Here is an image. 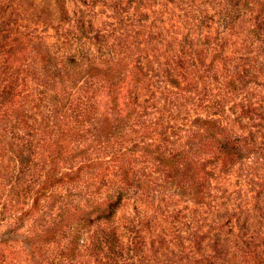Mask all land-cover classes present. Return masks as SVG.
<instances>
[{
	"label": "rangeland",
	"instance_id": "obj_1",
	"mask_svg": "<svg viewBox=\"0 0 264 264\" xmlns=\"http://www.w3.org/2000/svg\"><path fill=\"white\" fill-rule=\"evenodd\" d=\"M21 34L31 42L12 66L8 45ZM109 60L125 72L144 68L131 108L147 126L172 127L147 150L134 133L127 138L130 183L111 159L124 148L81 129L100 118L89 69ZM201 117L218 123L220 139L239 136L244 158L224 167ZM176 149L213 173L202 196L158 165L154 152ZM56 162L61 174L83 169L71 200L120 192L123 202L100 227L82 229V216L70 215L39 245L9 226ZM61 195L45 211L56 212ZM76 227L79 250L69 251ZM110 234L121 251L97 249ZM0 239L14 243L8 264H264V0H0Z\"/></svg>",
	"mask_w": 264,
	"mask_h": 264
},
{
	"label": "trees",
	"instance_id": "obj_2",
	"mask_svg": "<svg viewBox=\"0 0 264 264\" xmlns=\"http://www.w3.org/2000/svg\"><path fill=\"white\" fill-rule=\"evenodd\" d=\"M27 42L30 43V39L21 34L14 38L13 42L8 45L9 49L7 54L9 65L14 66L15 63L18 62L16 57L27 49ZM71 63H76V60L72 59ZM118 66L120 67L121 65L111 60L99 63L95 62L91 65L89 71L91 72V70H94L97 80L96 95L98 96V101H96V106H98L100 118L98 119L99 122L95 123L96 125L91 126L92 128L83 125L81 129L85 133L83 135L84 137L88 133H93L94 136L99 139L107 138V140L112 141L114 145L124 148V151H113V157L111 159L114 162L116 161L115 163H117L118 168L121 170L125 183H130L132 182V170L126 165L125 159L127 153L131 152L132 149H130L126 143L128 141L127 138L134 133L138 140H144H137L138 142L148 145L145 149L147 150L152 144L151 142L159 141V144L167 142L170 137L169 129L172 127H164L158 122L159 120H156V122L153 123L154 125L150 124L148 126L145 121H142L145 117L144 114L131 108L135 105L132 97V88L138 86L142 80H144L145 70L143 67L135 65L131 69H126L128 72H125V69H121ZM53 86L56 91L61 87L60 83H56ZM65 94L66 93L60 94V92H57L55 97L56 99L60 97V99L63 100L66 97ZM8 95H10V97L14 96L12 88L4 90L3 98H6ZM84 115L88 114L85 113ZM195 121L198 129L203 130L204 133L210 134L212 139L218 141L220 144L217 158L222 160L224 167L233 165L244 158L246 150L248 149H245L239 136H230L220 139L218 136H225L224 130L216 121L202 117L197 118ZM104 122L106 123L103 124ZM134 126L139 127L135 128ZM125 144L128 147H123ZM21 152L25 153V150L23 149ZM154 153L156 154L155 159L158 165L164 167L171 178L179 180L182 184V188L187 194L195 197L202 196V188L204 187L202 181L205 180L207 175L212 177V172L206 173L207 171L205 168L194 170L196 165L193 160L184 157L182 151L179 149L170 150L169 153H160L159 151ZM21 158L22 161H24L22 156ZM87 168L96 169L97 165L92 164ZM59 170V164L56 162L48 172L38 191L35 193L31 207L23 211L19 216H16L13 224L9 226V228L13 226L17 227V231L22 230V234L26 238L35 235V239L32 243L40 245V237L46 234L48 235L49 231L52 229L50 227L55 223L64 220H72L70 219V215H72L73 220L75 216H82V229L86 226H92L94 223L100 227L104 222H111L123 202V196L120 192L110 195L102 201L91 202L88 200L86 201L87 204H82V199L78 202H76L75 199L71 200L74 196L68 194V190H70V188L71 190L77 189L79 183L84 182L83 169L77 170L76 173L66 172L64 174H61ZM65 189L66 194L62 196V191ZM59 194L61 195V201L59 202L56 212L50 213L45 211L47 203L51 199L58 197ZM38 221H41V226L45 228L42 230V234L36 232V224ZM77 229L78 227L73 229L74 233L70 234L73 238L67 243L69 251L79 250L80 236L78 233L81 232V230L78 231ZM36 237H38V241ZM12 243L9 244L3 241V239H0V251H4V254L0 253V264H8V253L12 251L14 246V243L13 245ZM30 247H32V245ZM96 247L100 251H103L105 248L112 252L121 251L120 249L118 250L119 246L117 245L115 234H110L102 238L99 237Z\"/></svg>",
	"mask_w": 264,
	"mask_h": 264
}]
</instances>
